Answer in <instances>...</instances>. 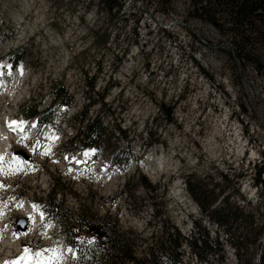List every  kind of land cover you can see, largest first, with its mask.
<instances>
[{"label":"rangeland","instance_id":"obj_1","mask_svg":"<svg viewBox=\"0 0 264 264\" xmlns=\"http://www.w3.org/2000/svg\"><path fill=\"white\" fill-rule=\"evenodd\" d=\"M116 2L122 8L109 13L103 0H0V130L20 125L0 155V264H74L66 238L82 218L93 228L115 224L136 240L139 259L173 227L191 241L199 225L218 235L224 255L199 261L183 244L182 264H236L185 183L192 175L235 187L233 201L260 207L264 218V185L254 184L264 168V45H254L258 67L234 59L231 36L216 25L222 17L203 21L189 0ZM250 23L264 35V15ZM59 86L68 108L51 105ZM26 106L55 120L40 127L25 118ZM87 121L102 124L101 147L95 157L71 156L80 147L69 140ZM49 201L61 216L49 214ZM27 206L39 217L35 228ZM18 218L28 221L24 233H15ZM71 240L97 255L103 246L92 231ZM82 257L91 259L85 248Z\"/></svg>","mask_w":264,"mask_h":264},{"label":"trees","instance_id":"obj_2","mask_svg":"<svg viewBox=\"0 0 264 264\" xmlns=\"http://www.w3.org/2000/svg\"><path fill=\"white\" fill-rule=\"evenodd\" d=\"M103 3L107 6L109 13L115 9L116 12H119L122 8L116 0H103ZM189 7L192 8L195 16L206 22L216 24L219 20L217 16H221L224 23L216 25H219L222 33L231 36L235 57L239 60L253 61L258 67H262L263 56L255 52L254 45L257 42L264 45V35L255 31L250 19L257 14L264 15V0H189ZM224 25H227V28H224ZM235 57L233 58L235 59ZM19 58L22 59V57ZM70 101L68 91H65L61 86L54 90L51 105L58 103V105L68 108ZM158 110L162 114L163 105L159 106ZM165 111L169 121H172L171 111ZM22 113L27 120L34 118L40 127L52 124L55 120L52 111L48 109L41 111L36 107L29 109L26 106ZM84 120L85 114L81 112L79 122ZM103 133L102 124L87 121L82 129H76L72 139L69 140L71 143L78 141L75 147H80L75 152H70V155L80 156L82 150H87L95 156L93 152L101 147ZM221 177L226 179V176L221 175ZM209 181L195 178L192 175L187 176L185 186L188 196L198 205L201 214L225 233L226 244L233 250L236 264H264V218L259 213L260 207H255L243 199L241 200L243 204L233 201L231 192L238 194L234 190L235 187L225 191L219 183L213 184ZM140 183L149 193L155 190V187L150 186L143 177H141ZM254 184L264 185V168L258 171ZM123 192L124 199H130L133 190L127 189ZM54 196H56L55 193ZM49 206L53 209L52 212H49L52 217L57 218L63 214L57 210L60 206L59 203L49 201ZM155 217L157 216L155 215ZM93 225L82 218L72 227L73 234L69 232L68 238H66L67 245L72 247L75 252L74 264H120V262L123 264H160L156 252L172 264H182L183 244L189 245L199 261H207L212 256L221 259V255H224L223 245L219 242L218 235L209 236V233L201 229L199 225L196 226L197 230L202 232L191 241H188L172 226V232H165L164 239L148 248L147 256L140 259L136 257L133 244L136 240L126 238V234L119 232L115 224L109 226L99 223L97 228H93ZM88 231H92L96 235L97 241L102 242L103 246L99 255L96 254V250L92 252L89 245L71 240L78 233ZM83 248L90 252L91 259L85 260L82 257ZM100 256H102L101 261L94 262V259Z\"/></svg>","mask_w":264,"mask_h":264},{"label":"bare ground","instance_id":"obj_3","mask_svg":"<svg viewBox=\"0 0 264 264\" xmlns=\"http://www.w3.org/2000/svg\"><path fill=\"white\" fill-rule=\"evenodd\" d=\"M229 47L232 50H234V47H233V44H229ZM6 63V62H5ZM4 65V64H3ZM14 66V65H13ZM15 68V67H14ZM2 96V95H1ZM3 99V98H2ZM14 99V98H13ZM8 105V104H7ZM6 105V106H7ZM24 119V118H23ZM23 119L21 118V120L23 121ZM24 124V123H23ZM10 127V132H8V128L5 129V130H0V155H1V152H3L7 145H9V141H8V138L9 136H13L14 133H17L19 130H20V125H18L17 123H10L9 125ZM29 128V127H28ZM3 131V132H2ZM10 133V134H9ZM186 188V187H185ZM198 209V208H197ZM25 213L28 214V215H35V211L32 210V208L30 206H27L26 209H25ZM28 217V216H27ZM38 215L36 214L35 215V219L33 220V222L31 223V227H37L38 223L40 222V220L38 219ZM27 259H26V262H24V264H27Z\"/></svg>","mask_w":264,"mask_h":264},{"label":"water","instance_id":"obj_4","mask_svg":"<svg viewBox=\"0 0 264 264\" xmlns=\"http://www.w3.org/2000/svg\"><path fill=\"white\" fill-rule=\"evenodd\" d=\"M28 221L25 218H18L15 224V233H24L27 229Z\"/></svg>","mask_w":264,"mask_h":264},{"label":"built area","instance_id":"obj_5","mask_svg":"<svg viewBox=\"0 0 264 264\" xmlns=\"http://www.w3.org/2000/svg\"><path fill=\"white\" fill-rule=\"evenodd\" d=\"M231 53H232V57H235V54H234V52L232 51ZM254 73H256V72L254 71ZM250 85H251V84H250Z\"/></svg>","mask_w":264,"mask_h":264},{"label":"snow or ice","instance_id":"obj_6","mask_svg":"<svg viewBox=\"0 0 264 264\" xmlns=\"http://www.w3.org/2000/svg\"><path fill=\"white\" fill-rule=\"evenodd\" d=\"M13 123H15V122H13ZM25 251H27V250H25Z\"/></svg>","mask_w":264,"mask_h":264}]
</instances>
